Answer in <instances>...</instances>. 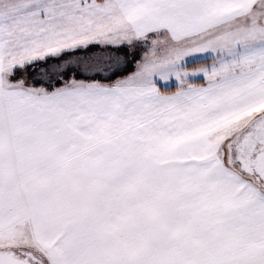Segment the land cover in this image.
<instances>
[{
    "label": "snow or ice",
    "instance_id": "obj_1",
    "mask_svg": "<svg viewBox=\"0 0 264 264\" xmlns=\"http://www.w3.org/2000/svg\"><path fill=\"white\" fill-rule=\"evenodd\" d=\"M0 264H264V0H0Z\"/></svg>",
    "mask_w": 264,
    "mask_h": 264
}]
</instances>
